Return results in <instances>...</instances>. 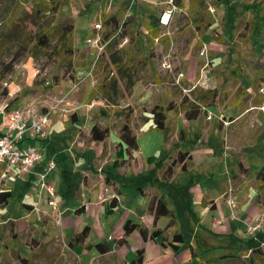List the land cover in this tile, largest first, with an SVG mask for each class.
I'll use <instances>...</instances> for the list:
<instances>
[{
	"label": "rangeland",
	"instance_id": "374dc122",
	"mask_svg": "<svg viewBox=\"0 0 264 264\" xmlns=\"http://www.w3.org/2000/svg\"><path fill=\"white\" fill-rule=\"evenodd\" d=\"M50 1L0 0V111L33 107L47 112L56 108L49 118L51 132L66 129L76 132L95 123L120 132L126 121L133 130L139 128L145 119H151L142 130H148L150 125L155 128L151 114L153 107L162 104L166 109L173 102L176 109L166 110L165 127L170 147L184 135V131L177 128L175 117L179 113L185 116L187 104L184 101L195 99L201 90L216 89L218 96L207 107L215 113L206 108V122L218 119L228 131L239 134L247 117L261 115L263 135L257 150L264 149V0H233L235 14L220 0H174L173 3L170 0H141L132 9L127 7L128 0H60L55 13ZM129 10L130 16L122 28L130 38L124 61L128 56L135 58L132 67L136 82L130 91H123L118 104H107L104 99H92L91 96L105 77H115L117 70L104 57L89 75L92 56L87 52L86 41L95 33L93 26L96 22L103 24L99 32L111 33L123 23ZM166 10L171 11L168 25L159 22L160 31L156 35L148 33L149 16L159 18ZM112 16L116 21L105 24ZM68 25L74 27L72 55L55 49L59 34ZM42 30L49 32L50 45L44 48L38 42ZM4 63H9L7 68L12 67V70L2 78ZM213 69L221 74L218 77L220 84L211 79ZM234 70L240 72L237 77L241 82L230 75ZM210 80H214L217 86L210 88ZM62 108L68 112H63ZM73 115L78 119L75 122L71 119ZM160 133L159 130L150 131L140 137V149L155 148ZM238 139V135L232 138L231 144L237 145ZM170 153L169 160L175 159L177 153L174 150ZM236 171L239 172L237 175ZM241 173L244 176L241 177ZM246 173L247 170L240 171L236 163L232 173L233 194L228 199L234 219L238 218L239 207L236 191H239ZM252 177L254 175L250 179ZM255 177L256 181L248 185L259 188L262 184L261 190L264 191V172ZM14 185L13 181L10 187ZM13 189L14 195L8 205L0 208V264H65L66 261L75 264L78 258L69 251L67 243H63L57 232L50 234V229L59 223L51 224L47 213L42 210L39 209V214L35 210L41 221L36 224L38 230L31 227L15 233L13 228L3 224V218H22L25 210L21 202L30 201L28 195L38 194L40 190L38 184L24 186L23 191L20 184ZM17 191L22 192L21 198ZM262 201L264 205V192ZM188 219L189 216H181L186 240L192 238V233L184 225ZM262 230L260 224L251 234L247 227L239 232L240 239L212 233L205 238V245L196 246L198 259L204 262L208 257L230 250L238 254L237 258L211 264H264V242L257 237ZM250 239L254 243L248 245L246 241ZM258 244L261 245L260 252L253 250ZM20 257L29 262H22ZM195 259L194 264L201 262ZM106 260V264H121L115 258Z\"/></svg>",
	"mask_w": 264,
	"mask_h": 264
},
{
	"label": "crops",
	"instance_id": "0c3cea01",
	"mask_svg": "<svg viewBox=\"0 0 264 264\" xmlns=\"http://www.w3.org/2000/svg\"><path fill=\"white\" fill-rule=\"evenodd\" d=\"M234 3L232 0L230 5ZM223 4L230 10L231 7ZM234 71L230 75L241 82L237 77L240 72ZM211 76L217 84L221 83L218 78L221 74L214 69ZM215 81H211L210 88L217 86ZM204 114L189 121L179 113L175 116L176 124L177 128L184 131V135L180 136L178 143L168 146L165 127L155 148H145L143 154L145 149H140L138 143V150L132 156L127 154L125 145L121 144L119 132L111 128H108L109 132L103 141L94 140L91 134L94 124L76 132H69L68 129L51 132L48 127L49 136L46 139L28 136L22 146L37 147L42 153V160L31 175L15 181V185L10 188L17 189L18 184L22 191L24 186L38 184L39 187L37 174L45 173L53 161L56 168L47 173V183L56 191L53 199L57 202V209L53 210L48 204L52 198L48 197L46 191L39 190L38 194L28 195L30 201L21 202L25 210L22 218H3V224L13 228L15 233L36 228V224L41 221L35 209H40L47 213L51 224L55 221L59 223L50 229V234L57 232L68 247L77 232L89 227L85 242L73 249L69 247V251L78 258L75 264H102L101 261L106 264L109 257L121 261V264H130L139 249L143 251L142 264H194L195 258H199L196 246L205 245V238L208 239L210 234L231 239L237 236L240 239V231L258 223L263 225V230L257 237L264 241V191L261 190L262 184L259 188L248 185L256 181L255 175L264 167V149L257 150L263 135L261 115L247 117L245 127L239 128L238 134L233 130L228 131L218 119L206 122ZM71 119L73 122L78 120L74 115ZM149 120L145 119L139 128H133L137 141L150 131L157 130L151 125L148 130H142ZM237 135L238 144H231L232 138ZM173 150L177 153L176 157L169 160ZM180 152H188L190 158L180 160ZM236 163L240 171L247 170V175L239 191H236L239 207L238 218L234 219L228 199L233 194L232 173ZM252 175L254 177L250 179ZM240 176L244 175L241 173ZM17 193L21 198L22 192ZM152 197H163L168 202L171 217L155 218L148 209ZM183 215L189 216L184 225L192 233L190 240H186L183 233ZM128 220L146 228L148 239L145 240L139 230H134L126 237L127 242H117L124 237V225ZM158 230L157 236L151 238L150 234ZM175 233H181L185 239L177 251L172 245ZM103 241L107 242L109 251L100 254L94 246Z\"/></svg>",
	"mask_w": 264,
	"mask_h": 264
},
{
	"label": "trees",
	"instance_id": "16d2710c",
	"mask_svg": "<svg viewBox=\"0 0 264 264\" xmlns=\"http://www.w3.org/2000/svg\"><path fill=\"white\" fill-rule=\"evenodd\" d=\"M232 0H220L221 3H225L226 6H231V10H233L234 13V7L231 4ZM60 0H52L50 1L51 9L54 8L53 13L57 12V9H55V6L59 4ZM235 14V13H234ZM237 15H234L236 17ZM109 22L116 21V17L112 16L108 20L105 21V24ZM74 27L69 26L67 29H63L61 33L59 34V40L57 45L55 46V49L63 50L66 54L72 55L73 54V47H72V31ZM147 32L151 33L153 35H156L160 31V23L159 18L155 15L149 16V23L147 24ZM125 34V33H123ZM107 35L104 36L106 38ZM38 42H40L44 47H48L50 45L49 43V32L47 31H40L38 35ZM20 57V55H17ZM125 49H117L115 45H111L108 49V57L106 58V62L109 63V65H112L117 70V75L112 78L105 77V80L100 84L98 89L96 90V93L92 94L91 98H101L104 99L107 104H113L116 105L119 102V99L122 96L123 91H130L135 82V70L132 67V62L135 58L133 56H128V58L125 60ZM17 57V58H19ZM70 67L72 66V63H69ZM9 63H4V69H3V77L11 72V68H7ZM121 83H123L121 85ZM123 86V88H122ZM218 96L216 89H205L201 90L200 93L196 96L193 100H185L184 103L187 104V107L185 109V117L187 120L192 121L195 120L199 115L205 112V109L212 105V102L214 99H216ZM176 109V105H174L173 102H170L166 109L162 106V104H157L153 107L151 114H152V121L155 125V129L157 130H164L166 126V110L172 111ZM109 132L108 127H100L98 123H95L91 128V134L92 138L96 141H103L107 134ZM120 140L121 144L125 145V150L129 156H132V153L136 150H138V141L137 136L134 134L132 128L130 127V124L128 121L122 124L120 128ZM180 160H185L186 158H190V155L188 152H180L179 156ZM261 173L264 172V167L260 171ZM13 196V190L11 188L8 189H2L0 190V208L3 206H6L9 203V200ZM150 212H153L155 215V218L161 217V216H170L172 215L171 211L168 209V202L163 197H152V199L149 202L148 207ZM172 223V222H171ZM170 223V224H171ZM134 230H139L142 237L146 240L149 237V232L146 228H144L141 224L134 223L130 220H128L124 225V237L122 239L117 240V242H127L126 237L129 236ZM159 233L158 231L152 232L150 234V237L153 238L157 236ZM89 234V227H86L81 232H77L69 242V247L71 249L82 245L87 236ZM262 241V240H261ZM248 245L251 243H254L253 239L246 241ZM264 242V241H263ZM185 243V239L181 233H175L172 245L174 250H179V248L182 246L181 244ZM164 244V242H162ZM96 250L100 254H105L109 251L107 242H98L94 246ZM253 250L260 252L261 251V245L258 244V246L253 247ZM238 254L228 250L226 253L218 255V256H211L206 259L204 262H200L199 264H211L212 262H221L226 260H232L234 258H237ZM21 258V257H20ZM22 262H29L27 258H21ZM143 262V251L137 250L136 251V258L130 263V264H142Z\"/></svg>",
	"mask_w": 264,
	"mask_h": 264
},
{
	"label": "built area",
	"instance_id": "2783aa9c",
	"mask_svg": "<svg viewBox=\"0 0 264 264\" xmlns=\"http://www.w3.org/2000/svg\"><path fill=\"white\" fill-rule=\"evenodd\" d=\"M141 0H128L127 7L132 9ZM174 0H170L173 3ZM130 10L127 12L123 23L115 27L114 30L106 34H102L99 30L103 29L101 22H96L93 26V35L88 37L86 44L88 46L87 52L92 56L91 64L89 66L91 75L94 67L104 57H108V49L111 45H115L117 49H125L130 38L123 34V25L128 20ZM171 18V11H164L160 17L159 22L162 25H168ZM125 21V22H124ZM107 35L106 38L104 36ZM264 92V88H262ZM56 108H51L47 112L40 109L28 107L22 109H3L1 111L3 131L0 132V190L10 188L11 183L18 180H23L26 176L33 173L36 165L42 160V153L35 146H22V143L28 136L38 139H46L49 136V118ZM63 112H68L67 109L62 108ZM56 168V164L51 161L45 173H38L39 189L44 190L48 197V204L57 209V202L53 199L55 197V189L47 183V173ZM37 213L39 214V209ZM260 227V224L249 226L248 232L254 234Z\"/></svg>",
	"mask_w": 264,
	"mask_h": 264
}]
</instances>
